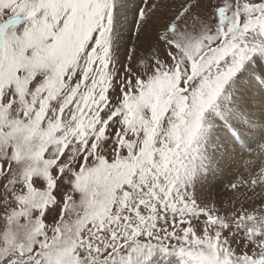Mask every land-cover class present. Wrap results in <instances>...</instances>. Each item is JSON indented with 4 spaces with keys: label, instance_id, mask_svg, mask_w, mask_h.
I'll use <instances>...</instances> for the list:
<instances>
[{
    "label": "snow or ice",
    "instance_id": "1",
    "mask_svg": "<svg viewBox=\"0 0 264 264\" xmlns=\"http://www.w3.org/2000/svg\"><path fill=\"white\" fill-rule=\"evenodd\" d=\"M264 0H0V264H264Z\"/></svg>",
    "mask_w": 264,
    "mask_h": 264
},
{
    "label": "bare ground",
    "instance_id": "2",
    "mask_svg": "<svg viewBox=\"0 0 264 264\" xmlns=\"http://www.w3.org/2000/svg\"><path fill=\"white\" fill-rule=\"evenodd\" d=\"M253 150H255V146H253ZM261 167H264V156H261L259 151L256 155L254 151H251L250 155H246L242 160L227 167L222 174H218L211 183H204L201 186H204L203 189L207 187L206 189L210 194L215 193L217 195L216 198L222 199V197L218 195L225 193L226 191L220 189L222 186L218 183V180L224 176V173H226L225 177H230L228 182H231L237 179V177H240L241 174L246 178L250 177V175H256L259 173Z\"/></svg>",
    "mask_w": 264,
    "mask_h": 264
},
{
    "label": "rangeland",
    "instance_id": "3",
    "mask_svg": "<svg viewBox=\"0 0 264 264\" xmlns=\"http://www.w3.org/2000/svg\"><path fill=\"white\" fill-rule=\"evenodd\" d=\"M252 151H254V153H255V155L257 154V150H252ZM260 155L261 156H264V155H262L261 153H260ZM225 175H226V173H224V176L223 177H221L220 178V180H218V183L222 186V187H220V189H222L223 191H226L225 193H222V194H220V195H218V196H221L222 197V199H226L227 197H228V195H229V192L226 190V186L229 184V182H228V179L230 178H228V177H225ZM226 178V179H225ZM237 178H239V177H237ZM227 184V185H226ZM204 188V186H199V192H200V194H202L203 196H212V197H217V195L215 194V193H209L208 191H207V187L205 188V189H203ZM223 197H226V198H223Z\"/></svg>",
    "mask_w": 264,
    "mask_h": 264
}]
</instances>
